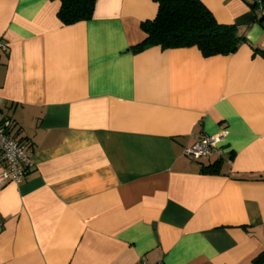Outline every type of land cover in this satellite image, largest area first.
<instances>
[{
    "label": "crops",
    "instance_id": "obj_1",
    "mask_svg": "<svg viewBox=\"0 0 264 264\" xmlns=\"http://www.w3.org/2000/svg\"><path fill=\"white\" fill-rule=\"evenodd\" d=\"M254 1L201 0L246 39L204 57L134 51L153 0H96L92 18L72 25L59 0H0V111L32 153L23 181L0 186V264H264ZM221 130L219 151L185 156Z\"/></svg>",
    "mask_w": 264,
    "mask_h": 264
},
{
    "label": "trees",
    "instance_id": "obj_2",
    "mask_svg": "<svg viewBox=\"0 0 264 264\" xmlns=\"http://www.w3.org/2000/svg\"><path fill=\"white\" fill-rule=\"evenodd\" d=\"M58 18L72 25L92 18L96 0H59ZM157 13L141 23L146 38L134 47L140 52L159 46L162 49L196 47L204 57L235 53L246 42L236 25L219 24L201 0H153ZM257 22L264 28V0L249 3ZM216 173L218 165L205 168Z\"/></svg>",
    "mask_w": 264,
    "mask_h": 264
},
{
    "label": "built area",
    "instance_id": "obj_3",
    "mask_svg": "<svg viewBox=\"0 0 264 264\" xmlns=\"http://www.w3.org/2000/svg\"><path fill=\"white\" fill-rule=\"evenodd\" d=\"M7 51L8 44L0 41V53ZM11 127V120L0 111V161L3 164L0 172V186L8 183L20 184L32 166L30 147L26 142L12 136ZM226 134V130H221L214 135L198 137L191 147L184 149L185 156L192 161H197L219 151ZM2 230L3 224L0 223V233ZM138 264L146 263L141 261Z\"/></svg>",
    "mask_w": 264,
    "mask_h": 264
}]
</instances>
